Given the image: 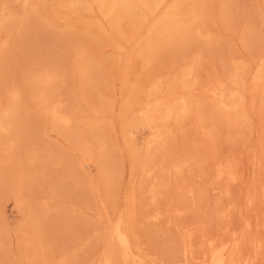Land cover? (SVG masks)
Segmentation results:
<instances>
[{
  "label": "rangeland",
  "instance_id": "rangeland-1",
  "mask_svg": "<svg viewBox=\"0 0 264 264\" xmlns=\"http://www.w3.org/2000/svg\"><path fill=\"white\" fill-rule=\"evenodd\" d=\"M117 6L0 0V114L15 118L0 137V264H199L223 246L264 264V0ZM174 22L201 34L145 62ZM43 72L68 130L32 81ZM182 98L187 115L165 122ZM224 163L233 180L217 177ZM120 218L133 262L109 240Z\"/></svg>",
  "mask_w": 264,
  "mask_h": 264
},
{
  "label": "bare ground",
  "instance_id": "bare-ground-1",
  "mask_svg": "<svg viewBox=\"0 0 264 264\" xmlns=\"http://www.w3.org/2000/svg\"><path fill=\"white\" fill-rule=\"evenodd\" d=\"M155 1H157V0H117L118 9H115V10L118 14V17L121 18V17L128 16V15L134 13L137 9L138 4H144L145 6L149 7ZM182 3L183 2H180L179 4L182 5ZM185 8H186V6H185ZM200 34L201 33H200L199 29L197 27L196 28L193 27L191 23H188V22H184V23L182 22V23H177V24L175 22L170 23L167 26H165L164 30L161 33H159L157 35L156 40H153V41L149 40L145 44V46L141 52V56H142L143 60L146 62L147 58L152 56L153 54L155 55V51L160 46H162L163 44L169 45V44L173 43V41L176 39L184 40V39L189 38L190 36L191 37L192 36L199 37ZM84 71L85 70H83V72ZM33 75H32V81L35 83V87L37 88L38 93L40 94L41 100L43 98L44 102H47L45 110L49 114V116L52 120V123L56 126H60L61 128L68 130V128L71 124L70 117H68V115L62 111L59 103L56 102L57 103L56 104V103L49 102L48 101L49 98L46 95V92H47L49 86L53 83L54 80H56L55 75L51 74L49 72L35 73ZM8 98L12 101H17V99H18L17 90H10L8 92ZM153 102H154V100H153ZM154 103L155 104H151L149 102H146L143 105V108L146 111L145 117L147 120L149 119L148 113H155V112H158L160 110V105L157 104L156 102H154ZM128 104L129 103L125 102V105H128ZM188 110L189 109H188L187 102H186L185 98H182L179 102H177V104H174V106H167V107L164 106V108H162V111L164 112L165 122L172 120V119H174L175 121H179L181 118H183L184 116L187 115ZM14 120H15V118H14ZM14 120H13V113L10 112L9 110H6L2 114H0V137L8 134L12 130V127L14 128V126H13ZM144 120H145V118H144ZM151 136H153L156 139L159 135L154 136L151 133ZM1 143H2V141H1ZM181 166L182 165L175 164V165H173L172 169L179 171ZM141 168H143V167H141ZM217 171H218L217 177H220L223 174V175H225V177L228 180H233L235 178V173L233 172L232 165L229 163H227V164L224 163V165H220L218 167ZM143 173L145 175H148L149 170H147L146 168H143ZM155 216H157V215H155ZM109 230H110L109 240L111 242L112 247L115 246L116 248L120 249L122 257L126 261H132L133 262L135 259V255L132 252L130 241H129V238H128V236H127V234L123 228V222L121 221V218H120V220L118 219L117 222H115V224L113 226H110ZM225 249H226V246H223L214 255H213V252H211L210 256L208 258H206L205 261H201L199 264H235L236 261H235L234 257H232V254H230L231 257L228 258L226 256ZM111 250H113V249H111ZM112 255L110 256L112 258H109L108 255H106V257L104 256V260H103L104 264H112L111 263V261L113 259ZM110 259H111V261H110ZM173 264H179V263H173ZM239 264H246V261H242Z\"/></svg>",
  "mask_w": 264,
  "mask_h": 264
}]
</instances>
